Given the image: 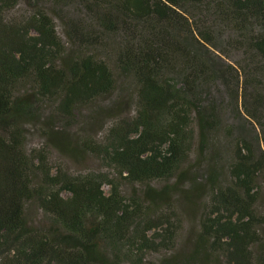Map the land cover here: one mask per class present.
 I'll return each instance as SVG.
<instances>
[{
	"label": "trees",
	"instance_id": "16d2710c",
	"mask_svg": "<svg viewBox=\"0 0 264 264\" xmlns=\"http://www.w3.org/2000/svg\"><path fill=\"white\" fill-rule=\"evenodd\" d=\"M225 118L264 130V0H0V264H264Z\"/></svg>",
	"mask_w": 264,
	"mask_h": 264
},
{
	"label": "rangeland",
	"instance_id": "374dc122",
	"mask_svg": "<svg viewBox=\"0 0 264 264\" xmlns=\"http://www.w3.org/2000/svg\"><path fill=\"white\" fill-rule=\"evenodd\" d=\"M86 116V114H85ZM225 122L228 123V125L234 126V137L238 138H246L251 144H253L256 147L257 151H264V130L260 127H256L255 129L250 127L245 123L243 120H236L232 121L229 118H225ZM111 122H108V125H110ZM100 130V129H99ZM233 140H228V142L233 145ZM45 141L44 138L39 134V132L33 128H30L28 130L27 134V149L28 151L32 150H45L44 147ZM51 158V165L55 166L58 163H60L61 157L58 156L56 153L50 155ZM195 159L192 157L191 162L189 164L194 163ZM67 165L73 172H89V171H103L102 166L100 162L93 159L91 156H83L82 160L79 163L76 162H69L67 161ZM194 165V164H193ZM105 189L108 191L109 187H105ZM33 217L36 215V211L33 208L31 211H29Z\"/></svg>",
	"mask_w": 264,
	"mask_h": 264
}]
</instances>
